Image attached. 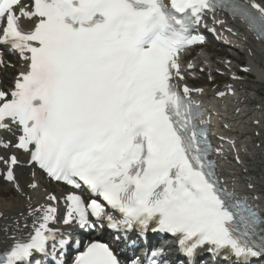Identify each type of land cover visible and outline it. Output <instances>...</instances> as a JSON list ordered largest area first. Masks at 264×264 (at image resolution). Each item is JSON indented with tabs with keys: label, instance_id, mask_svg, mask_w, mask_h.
I'll return each mask as SVG.
<instances>
[{
	"label": "snow or ice",
	"instance_id": "obj_1",
	"mask_svg": "<svg viewBox=\"0 0 264 264\" xmlns=\"http://www.w3.org/2000/svg\"><path fill=\"white\" fill-rule=\"evenodd\" d=\"M206 9L230 12L264 40V6L256 0H0V46L27 65L11 90H0V129L16 125L22 134L15 147L30 153L29 163L86 187L122 216L70 193L64 224L107 221L141 233L154 224L152 231L179 237L190 262L207 245L250 264L264 258V221L220 186L208 158L214 149L193 123L203 114L190 99L193 89L173 82L183 78L181 52L204 41L190 29ZM4 162L5 178L15 182L17 157ZM33 211L43 213L34 234L17 240L0 264H32L36 253L50 255L49 242L52 254L70 244L49 227L55 207ZM73 264L121 262L107 244L92 242Z\"/></svg>",
	"mask_w": 264,
	"mask_h": 264
},
{
	"label": "bare ground",
	"instance_id": "obj_2",
	"mask_svg": "<svg viewBox=\"0 0 264 264\" xmlns=\"http://www.w3.org/2000/svg\"><path fill=\"white\" fill-rule=\"evenodd\" d=\"M261 2L264 4V0H261ZM224 27L230 28L231 26L225 25ZM227 28L221 29L225 31ZM246 36L245 33L240 34L241 38L249 39ZM248 41V62L245 68L258 75L261 79L262 73L256 65L257 61L264 62V46L254 42L250 43V40ZM199 52L196 57L197 62L202 61L204 63L202 64H206L208 67H210V63L215 64L209 55L206 54V51L201 50ZM222 61L224 62L225 59H218L217 63L222 64ZM208 69L206 67L207 71ZM25 70H27L25 63H18L13 69H6L3 75L2 88L9 89L14 86L18 74ZM235 85L237 86L235 99L225 97L222 103L223 108H218L216 111L218 116L213 117L216 123L224 121L227 124V129L219 130L214 128V132L226 133L228 131L232 134L230 136L231 139H234V135L238 133L243 150L248 152L249 157L240 156L241 164L235 163L234 157H238L241 154V148L237 145L229 146L222 152L225 157L220 159V166L223 173L230 172L235 181L234 189L245 191L244 182L249 181L246 185H254L253 190L257 191L256 194L264 203V178L259 179V176H255V169L259 166L257 157H260L259 160H263L264 163V103H258L262 107L260 108L259 105L256 106V102H252L253 96L260 97L263 93L259 95L257 93L258 90H255V88L248 90L249 88L244 82L235 83ZM214 102L218 101L214 100ZM222 106L220 105V107ZM7 138L10 139L9 134ZM17 175V183L20 185V190L16 186L13 188L10 184L0 181V249L14 244L17 240L26 237V233L30 232L37 219L42 216V212H34L33 210L44 208L45 204L48 203L45 202L47 196L50 195L47 190L60 192L58 187L48 186V183L43 178L34 176L31 169L27 167L20 166L17 169ZM32 183L37 184L38 187H29Z\"/></svg>",
	"mask_w": 264,
	"mask_h": 264
},
{
	"label": "rangeland",
	"instance_id": "obj_3",
	"mask_svg": "<svg viewBox=\"0 0 264 264\" xmlns=\"http://www.w3.org/2000/svg\"><path fill=\"white\" fill-rule=\"evenodd\" d=\"M210 49H217V47L216 46H211L210 47ZM240 60H242V61H244V62H246V58H245V56H240V57H238ZM243 62V63H244ZM252 79H254V77H252ZM202 81H203V79H201ZM200 83V82H199ZM261 91H262V93H263V95H264V89H263V87H262V89H261ZM263 98H264V96H262ZM264 100V99H263ZM264 102V101H263Z\"/></svg>",
	"mask_w": 264,
	"mask_h": 264
}]
</instances>
